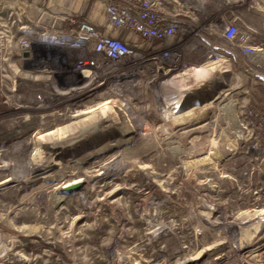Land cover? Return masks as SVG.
I'll list each match as a JSON object with an SVG mask.
<instances>
[{"label":"rangeland","instance_id":"1","mask_svg":"<svg viewBox=\"0 0 264 264\" xmlns=\"http://www.w3.org/2000/svg\"><path fill=\"white\" fill-rule=\"evenodd\" d=\"M15 1L0 0V27L14 34L1 42L22 66L13 84L0 75V264H263L264 151L239 122L251 105L264 110V58L193 80V68L217 64H204L205 37L179 32V73L193 89L152 83V70L125 75L123 94L117 77L64 94L91 79L75 77L81 45L56 31L70 1ZM255 11L261 29L264 0ZM198 22L220 37L223 19ZM21 38L33 42L24 62ZM65 125L59 142L56 132L37 139ZM37 154L48 168L37 170Z\"/></svg>","mask_w":264,"mask_h":264},{"label":"built area","instance_id":"2","mask_svg":"<svg viewBox=\"0 0 264 264\" xmlns=\"http://www.w3.org/2000/svg\"><path fill=\"white\" fill-rule=\"evenodd\" d=\"M99 1L103 5L107 24L131 31L152 44L160 40L170 41L189 24V21L183 17V5L180 0ZM15 4L19 10H24L22 1L16 0ZM61 17L62 23L56 31L78 42L84 50L81 55H78L76 65L82 66L86 63L93 65L95 67L92 69L93 76L96 75L103 85L112 80L111 78L117 77L119 93L121 92L119 85L124 83L123 77L127 74H139L140 72L144 76H149L152 70L157 73L165 70L175 71L185 65L178 45L166 47L160 52L154 51L153 48L143 50L129 45L120 38L107 36L102 25L87 17L80 15H62ZM53 26H55V21L52 23ZM66 26L67 31L64 33ZM221 32L231 47L230 49L224 48L217 41L208 43L205 54L206 62L219 61L236 69L242 66L238 61L236 47L244 56L264 55V38L259 37L258 29L253 26H241L231 21L222 26ZM5 35L13 37V30L0 27V75L2 80L7 78L9 64L13 63L10 62L13 46L11 44L7 46L1 42ZM32 47L31 39L21 38L18 48L23 62L29 58L24 54L32 55ZM76 48L80 47L76 46ZM88 50L93 51V54L90 55ZM119 62L123 64H117ZM252 64L254 63L248 61L245 66L252 67ZM239 128L243 138L251 141V148L264 151V110L262 108L257 105L247 107L242 113Z\"/></svg>","mask_w":264,"mask_h":264},{"label":"crops","instance_id":"3","mask_svg":"<svg viewBox=\"0 0 264 264\" xmlns=\"http://www.w3.org/2000/svg\"><path fill=\"white\" fill-rule=\"evenodd\" d=\"M69 1H70L69 10L64 11L66 12L65 13L66 15H78V12L83 8H85V10L87 11L86 17L102 25L105 28V33L107 36L120 38L126 41L129 45L143 50L152 48L151 43L148 40L141 38L137 34L107 24L105 21V13L101 1L96 0V5L94 10L92 8V1L90 0H69ZM180 1L182 2L183 5L182 6L183 17L189 21V24L185 29V31L187 30V32H185L184 34L187 35V34H191L192 32H195L196 37H200V36L205 37V39H201V40L205 41L207 44L210 42L217 41L224 48L230 49L231 47V44L222 36V34H220V37L217 36V31L215 30L218 29V26L214 22H209L207 24L201 25V23L198 22L199 20L213 21L216 18H220L224 20L223 26L231 21H235L241 26L252 25L257 27L255 22L257 18V13L255 11V8H256V4L259 3V0H180ZM70 6L72 8H70ZM221 10L225 11L224 15L216 14V12H219ZM244 20H247L248 23L244 22ZM192 21H195V24L190 25ZM257 29L259 31V37L264 38V23L261 26V29L260 28ZM201 32H203L204 34ZM180 41L181 40L178 39L177 37L173 38L171 42V46L179 45ZM166 44L168 43L157 42V44L153 47V50L156 52H160L163 49H165L167 46H169ZM188 50L190 49L188 48ZM235 51L238 55V61L241 63V65L244 68L246 67L245 65L248 61L254 64H256L258 61L259 55L254 54V55L244 56L237 47L235 48ZM88 53L92 55L93 51L88 50ZM127 76L131 77L132 75L127 74ZM258 210L259 209H257V211ZM257 221H258L257 228L259 229L257 230V233L260 234L258 235L259 243L257 244L258 254H259V258L264 260V220L263 221L257 220Z\"/></svg>","mask_w":264,"mask_h":264},{"label":"bare ground","instance_id":"4","mask_svg":"<svg viewBox=\"0 0 264 264\" xmlns=\"http://www.w3.org/2000/svg\"><path fill=\"white\" fill-rule=\"evenodd\" d=\"M2 17H0V19H1ZM193 22V23H192ZM191 23H190V25L191 24H195V21H192ZM0 23H1V21H0ZM24 27H26V26H22V28H24ZM1 28H2V26H1ZM185 32H187V30L185 31V29H183L182 31H180V33L182 34H184ZM68 39L69 40H71L72 41V38H70V37H68ZM172 40H173V38L170 40V41H168V42H166V43H168V44H166V45H169V46H171V42H172ZM169 46H167V47H169ZM173 46H175V45H173ZM164 47V46H163ZM79 53V55H81L82 53H80V52H78ZM259 56L261 57V58H264V55H262V54H259ZM9 61H10V59H8ZM7 60V61H8ZM8 61V62H9ZM211 63H214V64H217V65H212V66H210V67H207V66H201V67H198V66H196L195 68H193V70H192V72L190 73L189 72V75H190V77H192L193 78V80H198V81H200V80H203V79H205V78H207L208 76H210L214 71H216V70H220V72H228V71H230V70H234V68L233 67H231V66H229V65H225V64H222V62H219V61H217V62H211ZM205 65H207V64H209L208 62H206V63H204ZM75 66H76V68L78 69V70H76L77 72L75 73V77H77V76H79L80 78L79 79H77L78 81L79 80H81L83 77H86V76H89V77H91V79L90 80H87L85 83H83L82 85H75V87H73V88H70V89H68L67 91H62L64 94H67L69 91H74V92H76V91H81V90H83L84 88H89V87H93L94 85H95V82H94V80H99V79H97V76L95 75V76H93L92 77V75H93V68H95L93 65H91L90 63H86V64H84V65H82V66H77L76 64H75ZM20 71H22V66H20V63H18V61L16 62V63H11V64H9V71H8V75H6V77L9 79V81H11V83L13 84V82L16 80V78L18 77V75L19 74H21L20 73ZM178 71V72H177ZM188 74V72L187 73H179V69L178 70H175V71H167V70H165V71H162L161 73H160V76H158L159 78H155V79H153L152 80V83H154V82H157V83H163L162 81H164V80H166V79H168V78H170V79H168V81H164L165 83H166V85L167 86H169L170 88H173V90H180V93H184L185 91H188V90H190V89H193L192 88V85H188V81H189V76L187 77V78H185L184 77V75H187ZM175 75V76H174ZM74 80V76H73V79H72V81ZM194 82V81H193ZM100 83H102V82H100ZM130 85V84H129ZM135 84H132V86H134ZM153 85V84H152ZM120 91H121V89H123V88H125L126 87V85L125 84H123V83H121L120 85ZM128 87L127 89L129 90V91H131V89H133V87ZM153 88L154 89H156L154 86H153ZM92 89H94V88H92ZM60 92H61V90H60ZM120 94H123V93H121L120 92ZM110 103V101H106V102H102L101 104H97L96 106H93V107H90V108H88V109H86V110H82V111H77V112H75L74 114H72V117H75V116H81L82 114H85V113H94L96 110H98V109H102V110H105V109H107L109 106L107 105V104H109ZM106 105L108 106V107H106ZM86 120V119H85ZM97 127V126H96ZM86 128V127H85ZM84 129V128H83ZM98 129V128H97ZM69 125H65V126H60V127H58V128H56V129H54V130H52V131H48L47 133H45V134H43V135H41V136H39L37 139H41L43 136H46V135H50V134H52V133H54V132H56V133H58V137H59V139H57L56 141H58L59 142V140L60 139H64V138H66L67 137V134H68V132H69ZM92 132V131H95L96 132V129H95V127H92V128H86L85 130H83L82 132L84 133V132ZM69 135V134H68ZM57 142V143H58ZM35 145H37V146H39L40 145V143H36ZM41 155H39V154H37V157L35 156L34 157V160L35 159H37V161H40L39 163H37L36 164V162H35V167L37 168V170H39V171H42V170H44L47 166L46 165H42L41 164ZM45 162V161H44ZM46 163H47V161H46ZM48 164V163H47ZM49 166H50V164H49ZM48 168V167H47ZM80 181V180H79ZM75 182H77V181H75ZM75 182H72V183H75ZM64 187V186H63ZM59 197V196H58ZM62 197H60V199H61ZM59 201H61V200H59ZM260 213H263L264 212V209H261L260 211H259Z\"/></svg>","mask_w":264,"mask_h":264},{"label":"trees","instance_id":"5","mask_svg":"<svg viewBox=\"0 0 264 264\" xmlns=\"http://www.w3.org/2000/svg\"><path fill=\"white\" fill-rule=\"evenodd\" d=\"M66 28H67V26H66Z\"/></svg>","mask_w":264,"mask_h":264},{"label":"water","instance_id":"6","mask_svg":"<svg viewBox=\"0 0 264 264\" xmlns=\"http://www.w3.org/2000/svg\"><path fill=\"white\" fill-rule=\"evenodd\" d=\"M26 55H27V53H26Z\"/></svg>","mask_w":264,"mask_h":264}]
</instances>
